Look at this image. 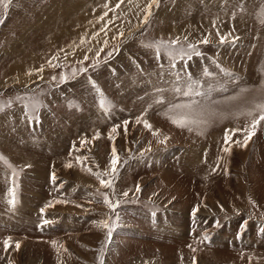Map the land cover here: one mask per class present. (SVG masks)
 I'll list each match as a JSON object with an SVG mask.
<instances>
[{"label": "rangeland", "instance_id": "1", "mask_svg": "<svg viewBox=\"0 0 264 264\" xmlns=\"http://www.w3.org/2000/svg\"><path fill=\"white\" fill-rule=\"evenodd\" d=\"M149 4H0V264H264V0Z\"/></svg>", "mask_w": 264, "mask_h": 264}, {"label": "snow or ice", "instance_id": "2", "mask_svg": "<svg viewBox=\"0 0 264 264\" xmlns=\"http://www.w3.org/2000/svg\"><path fill=\"white\" fill-rule=\"evenodd\" d=\"M156 0H150V4H149V7H151V3H155ZM0 4H2L5 8L8 7V0H0ZM119 6V5H117ZM147 14H150V13H147ZM146 14V15H147ZM172 44H175L176 41H172L171 42ZM203 43H208L207 39H205L203 41ZM147 47H152L153 45H146ZM157 49H159L160 45H156ZM188 48L189 49H192L194 52H195V49H194V46L192 44H189L188 45ZM186 55H189L187 53H185ZM196 55H199L198 52L195 53ZM169 55H171V53H169ZM189 58H190V55H189ZM81 71H84V69H81ZM176 91L180 92L181 90L180 89H177ZM182 94L184 96H190V95H210V92L209 93H202L200 91H197L195 90L194 87L192 86H189L188 90L187 91H182ZM261 94L264 95V85H262L261 87ZM230 99H235V97H232ZM7 106H10V105H7ZM32 110L33 112H36L39 110V108L41 107L40 103L38 101H34L32 103ZM6 107V106H4ZM4 107H0V111H3L4 110ZM25 107H28V105H25ZM101 107H103L105 109V111L107 112L108 109L111 107V104L110 102H107V101H104L101 103ZM173 107H190V105H174ZM256 109H258L260 111V115L258 118H254L252 119L251 121V124L249 125V130L247 131V134L245 135L244 137V140H243V144L241 146H247L249 140L252 138V136L254 135V130L256 129V127L258 126V124L260 123V121H264V103H260V104H257L255 106ZM247 115L251 116L252 115V111H249L248 113H246ZM173 123L177 124L178 126H185L187 121L183 120V119H175L173 118L172 120ZM125 124H127L128 122L127 121H124ZM145 123V127H150V125L147 123V121L144 122ZM206 123V122H205ZM193 129L192 128H189V131H192ZM239 129H234L232 131H238ZM113 132L116 131L115 128L112 129ZM225 140L227 141L228 140V136L226 135L225 137ZM81 143L83 144L84 141H81ZM239 143V142H237ZM224 151H229L228 148H225ZM0 161H4L5 163H7L6 159L0 155ZM118 161H119V157L117 155V152H116V149L113 148L112 149V158H111V170L113 173H115L117 171V165H118ZM66 166H70V165H66ZM213 171H215V169H213ZM53 179H55V176L53 175ZM102 185H105V186H109L111 184V181H106V180H101L100 181ZM137 191H139V186H137ZM124 195H127V193H124ZM14 203V200L12 201ZM107 197L105 196V203H107ZM50 206V205H48ZM44 209H41V212H43ZM196 209H193V212L195 213ZM45 223H47V221H45ZM103 223V222H102ZM104 226L107 227V224L104 223ZM111 235V230H109V236ZM205 239H207V237H205ZM4 244H5V249L7 250L8 248V239H5L4 241ZM17 248H19V243H17L16 245ZM195 251V250H193ZM9 264H12L11 261H9ZM193 264H197V260H196V257L194 256L193 257Z\"/></svg>", "mask_w": 264, "mask_h": 264}, {"label": "bare ground", "instance_id": "3", "mask_svg": "<svg viewBox=\"0 0 264 264\" xmlns=\"http://www.w3.org/2000/svg\"><path fill=\"white\" fill-rule=\"evenodd\" d=\"M137 4H138V3H137ZM133 5L137 6L135 3H133ZM135 9H136V8H135ZM97 10H98V9H97ZM99 12H100V11H99ZM100 16H101V15H100ZM100 20H101V19H100ZM80 35L83 36L84 34L82 35V33H81ZM79 40H81V39H79ZM81 41H82V40H81ZM18 68H19V67H18ZM13 70H14V69H13ZM109 156H111V154H110ZM111 157H112V156H111ZM104 158H105V157H104ZM212 198H213V196L211 195L210 198L207 200V202H214V201H213L214 199H212ZM214 204H215V203H214ZM207 209H208V208H206V207L203 208V210H207ZM210 211H211V210H210ZM195 212H196V213H195L196 216H198V217L200 218V217H201L200 213H202L201 210H197V209H196ZM206 212H208V211H206ZM183 264H184V263H183Z\"/></svg>", "mask_w": 264, "mask_h": 264}, {"label": "crops", "instance_id": "4", "mask_svg": "<svg viewBox=\"0 0 264 264\" xmlns=\"http://www.w3.org/2000/svg\"><path fill=\"white\" fill-rule=\"evenodd\" d=\"M190 37H191V38H195V36H193V35L189 36V38H190Z\"/></svg>", "mask_w": 264, "mask_h": 264}]
</instances>
